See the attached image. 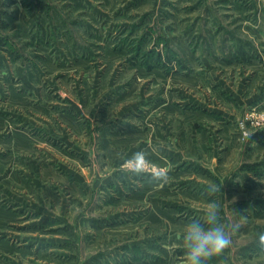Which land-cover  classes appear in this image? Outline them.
<instances>
[{"label":"rangeland","instance_id":"obj_1","mask_svg":"<svg viewBox=\"0 0 264 264\" xmlns=\"http://www.w3.org/2000/svg\"><path fill=\"white\" fill-rule=\"evenodd\" d=\"M259 130L264 0H0V264H182L213 201L237 230L207 264H264Z\"/></svg>","mask_w":264,"mask_h":264},{"label":"clouds","instance_id":"obj_2","mask_svg":"<svg viewBox=\"0 0 264 264\" xmlns=\"http://www.w3.org/2000/svg\"><path fill=\"white\" fill-rule=\"evenodd\" d=\"M124 164L136 177L146 176L149 182H156V186H163L169 180L167 167L153 166L144 150L132 153L131 158L125 160ZM219 190L216 185H210L207 195L211 197ZM236 230V225L221 221L220 205L215 201L209 203L202 216L193 218L184 227L182 264H207L208 260L221 255L232 246ZM256 243L260 250L264 251V231L256 234Z\"/></svg>","mask_w":264,"mask_h":264},{"label":"crops","instance_id":"obj_3","mask_svg":"<svg viewBox=\"0 0 264 264\" xmlns=\"http://www.w3.org/2000/svg\"><path fill=\"white\" fill-rule=\"evenodd\" d=\"M190 78V77H189ZM197 79V78H196ZM198 80V79H197ZM198 82V81H197ZM223 86L225 87V90H227V91H229L231 94H234L235 95V97H237V95H236V92H237V88L236 89H234V87H233V85H231L230 84V82L226 79L225 80V82H223ZM239 86H240V84H239ZM230 94V95H231ZM238 101H239V99H238ZM200 103V105H202V107L204 108V109H210L211 108V104H208V106L206 105V103H205V100H202V101H200L199 102ZM240 105V104H239ZM220 108H218V110H217V112L220 114V113H222V115H223V117H225V118H227V120H224V121H233V120H235V118L237 117V114H238V112L236 111V110H230V109H228L226 106H224V105H221V106H219ZM188 115H190V114H188ZM194 115V114H193ZM188 119V118H187ZM218 119H220V118H218ZM221 121H223V120H221ZM194 123V122H193ZM222 123V122H221ZM222 124H224V123H222ZM161 127H159V126H155L156 127V129H155V136H157L158 138H160V139H163L165 136H167V135H169V136H173L174 135V132L172 131V130H168V127L166 126V125H160ZM233 124H232V122L231 123H229V124H224V125H222V131L225 133H230L232 130H233ZM165 133L167 134V135H165ZM168 137V136H167ZM156 144H159V143H156ZM150 147L149 148H153V146H155V142H153V143H151L150 145H149ZM160 146H161V148L164 146L162 143H160ZM171 149V148H170ZM145 151H147V149L145 150Z\"/></svg>","mask_w":264,"mask_h":264},{"label":"trees","instance_id":"obj_4","mask_svg":"<svg viewBox=\"0 0 264 264\" xmlns=\"http://www.w3.org/2000/svg\"><path fill=\"white\" fill-rule=\"evenodd\" d=\"M251 139L258 143L264 144V130L256 131L252 136Z\"/></svg>","mask_w":264,"mask_h":264}]
</instances>
